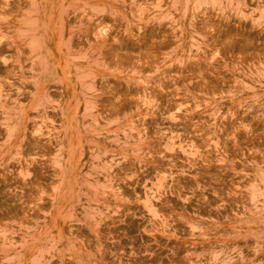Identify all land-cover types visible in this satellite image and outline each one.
<instances>
[{"label":"rangeland","instance_id":"1","mask_svg":"<svg viewBox=\"0 0 264 264\" xmlns=\"http://www.w3.org/2000/svg\"><path fill=\"white\" fill-rule=\"evenodd\" d=\"M0 264H264V0H0Z\"/></svg>","mask_w":264,"mask_h":264}]
</instances>
